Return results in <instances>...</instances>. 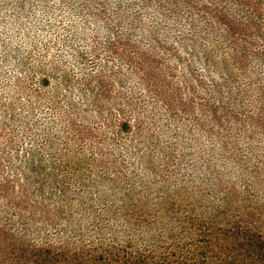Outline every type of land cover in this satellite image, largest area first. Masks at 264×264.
<instances>
[{"label": "rangeland", "instance_id": "1", "mask_svg": "<svg viewBox=\"0 0 264 264\" xmlns=\"http://www.w3.org/2000/svg\"><path fill=\"white\" fill-rule=\"evenodd\" d=\"M181 1L218 2L219 7L237 13L235 0H0V220L9 229L14 226L17 232L28 226L30 230L24 222L26 208H17L15 204L19 198L29 203L27 179L34 175L30 163L38 153L56 181L75 179V216L85 209L89 213L86 212L88 218L84 222L85 228L90 226L86 243H98L100 237L92 223L95 213L109 211L123 201L124 192L110 187L116 185L112 178L121 182L122 187L135 183L138 190L150 183L151 179L141 182L145 175H138L145 170L144 157L153 150L152 145L170 148L177 156L166 164L164 172L183 173L182 165L199 167L209 162L214 166L207 155L211 137L205 127L201 129L196 123L208 121V99L219 101L214 83H222L227 77L225 70L219 71L216 65L223 54L213 52L215 62H208L205 49L212 51L210 39L221 48L227 47V38L222 24L211 23L214 27L205 31L199 14L176 12L177 2ZM123 17L126 22L121 20ZM171 17L174 18L167 20ZM193 34L200 35L196 40L201 48L191 44ZM117 39L134 44L142 53L144 74L131 69L133 65L129 66L125 58L109 50V41ZM256 41L263 44L264 38L256 37ZM123 46L132 49L129 44ZM193 49L202 51L200 58L194 57ZM45 72L50 75L48 80H44ZM88 76L96 79L92 90L87 84ZM239 78L235 86L253 82L256 87H264V68L252 62L249 73ZM222 91L227 94L226 87ZM262 94L255 88L249 98L236 105L243 112L251 111L261 105L258 99ZM96 99L101 110L94 104ZM262 101L264 104L263 96ZM122 115H127L133 124L126 130L119 125ZM140 125L143 130L138 133ZM233 134L231 137L239 144L235 147L242 150L239 157L230 152L232 144L227 151L215 147L216 156L223 158L215 167L223 175V187L235 194L237 199L233 202L239 205L233 206L211 191L206 206L228 205L222 213L225 219L233 214L247 221L248 211L264 221V189L254 178L264 181V164L260 162L264 161L263 133L258 129L251 132L252 143L258 147L254 152L247 148L251 141L245 139V134ZM146 136L153 137L152 144L146 143ZM126 146L132 152H127ZM233 157L244 161L243 165L238 166ZM65 159L79 161L80 167L67 169L60 164ZM229 162L235 163L234 171H230ZM199 173L196 172L192 188L204 193L211 185L209 177L203 178ZM171 184L164 185L172 190ZM57 187H47L40 203L46 205L49 196L60 193L61 187L54 193ZM148 191L151 197L153 194L151 207L157 213L152 217L156 238L165 235L178 218L172 213L174 210L168 209L166 199L172 191L163 192L155 186ZM49 206L53 214L67 213L58 203ZM263 221L258 222L260 229ZM61 223V219L55 220L48 227L45 233L49 238L57 236ZM26 233L28 237L30 234ZM107 235L122 238V243L128 240L122 229L117 231V226ZM162 238L159 241H165ZM137 241L142 247L143 241Z\"/></svg>", "mask_w": 264, "mask_h": 264}, {"label": "trees", "instance_id": "2", "mask_svg": "<svg viewBox=\"0 0 264 264\" xmlns=\"http://www.w3.org/2000/svg\"><path fill=\"white\" fill-rule=\"evenodd\" d=\"M219 5L218 2L181 1L177 2L176 10V12L185 10V13L189 15L199 14L207 28L205 31H208V27H214L211 23L222 24L227 38V47L221 48L215 40L210 39L212 51L205 49V59L208 62H215L213 52L223 54L222 59L218 60L216 65L219 71L225 70L227 77L222 83H214L215 94L219 101L214 103L208 99L210 102V104L206 103L208 121L199 123L197 121L196 123L201 129L205 127V132L211 137L210 150L207 155L210 162L214 161V166L212 167L209 162L208 165L201 164L199 167L187 165L185 168L182 165L181 170L183 171L181 172L183 173L164 172L163 168L166 169V164L171 163L177 156L170 148L164 150L158 144L152 145L153 150L149 153L145 150L147 154L145 157L139 155L144 157L146 162L145 170L138 175L139 177L145 175L140 181L145 182L151 179L150 183L145 185L147 189L145 187L143 190H138L135 183L129 184L128 182V186L122 187L121 182H116L117 179L112 178L114 179L112 183L116 185L110 187L124 192L121 194L123 201L121 204L114 205L109 211L107 209L95 213L92 223L99 230L97 234L100 237L98 243H86L84 241L87 236L86 230L90 226L85 228L87 225L84 222L88 218V210H84L85 214L75 216L78 212V207L75 205L77 196L72 191L75 179L67 177L56 181V176L53 177L50 172L46 171L47 168L41 162V154L38 153L30 163V169L34 175L27 179L29 203L27 199L19 198L15 204L20 209L26 208L28 214L25 220L22 218L24 215L19 213L18 216H21L25 225H29L30 230L26 226L25 231L23 229L15 232L16 227L9 229L0 220V264H264V226L263 229L258 226L260 224L258 222L263 221L262 217L245 211V217L249 222L247 224V221L240 217L241 215L234 217L236 215L230 214V217L225 219L222 213L228 205L211 206L210 208L206 206L210 201L211 191H216L219 198H225L227 203L233 206L239 205L237 201L233 202L237 199L235 194L226 191L223 187V175L219 174L215 167L223 158L216 156L215 147L227 151L232 144L230 152L232 151L236 157H239L242 150L235 147L239 144L238 140L235 141L236 138L231 137L235 135L233 133L245 134L247 137L245 139L251 141L247 145L251 152L258 148L252 143L254 136L251 132L258 129L264 136V104L262 101L264 87H256L253 82L235 86V83L240 82L239 75L246 76L249 73L252 62L264 68V43L256 41V37L264 38V0H235L233 6H236L237 13H231ZM172 18L174 17L167 20ZM121 20L127 21L126 17ZM193 35L189 40L191 44L199 48L196 36L200 38V35ZM208 36L213 38L212 35ZM123 44H129L132 49L128 46L125 48ZM134 46L131 43H123L120 39L108 43V48L113 54L121 55L129 66L133 65L131 69H138L141 71L140 74H144L141 66L145 59ZM193 50L194 57L200 58L201 55L198 56V54L202 51ZM44 74V80H48L50 75L46 72ZM87 79H89L87 84L91 85L89 89L92 90L96 79L93 76L92 78L88 76ZM223 86L227 88V94L222 91ZM255 88L263 92L258 99L261 105L251 111L243 112L236 103L244 101ZM220 100H222L221 103ZM94 104L101 110L102 106L97 99ZM129 104L134 109L137 108L133 103ZM244 105L246 109V103ZM122 116L124 117L119 125L121 129L126 130L133 124L127 115ZM137 130L138 133L142 132L141 125ZM145 141L147 144H152L154 139L152 136H146ZM125 148L127 152H132L129 146ZM237 159L233 157L232 161L236 162ZM260 162L264 164V161ZM229 163L232 164L230 171H234L235 163ZM243 163L244 161H237L236 164L242 166ZM60 164L67 166V169L80 167V162L72 159H65ZM196 172H201L199 174L204 176L203 178L209 177L211 188L206 189L203 186L206 189L204 193L195 187V190L192 188L196 180ZM122 175L126 177L124 171ZM254 178L257 179L258 186L264 189V181ZM162 182L164 184L172 182L169 186L173 189L168 190V185ZM183 183L188 185L184 186ZM55 186L58 187L54 193L58 192V188L61 187L60 193L49 196L46 205L41 204V198L46 195V188ZM152 186H155V189L160 187L163 192L172 191L166 200L169 204L168 209L174 210L172 213L177 214L178 220L171 223L165 235L160 234L165 241H159L160 237L155 238L156 227L153 225L155 221L152 217H156L157 213L154 211L155 207H151L153 194L151 197L148 193V189ZM27 191L28 189L24 192L27 193ZM57 203L63 206L67 213L53 214L49 204ZM59 219L62 220L61 227L57 236L51 239L45 232L55 220ZM116 226L117 231L122 229L127 236L128 240L125 243H122L120 237H107V232ZM26 232L30 234L28 237H26L28 234ZM32 235L40 238V241L31 238ZM138 239L140 242L143 241L144 247L140 246Z\"/></svg>", "mask_w": 264, "mask_h": 264}]
</instances>
